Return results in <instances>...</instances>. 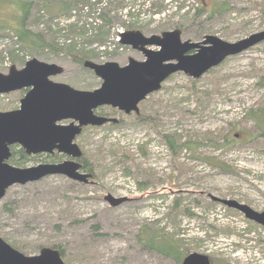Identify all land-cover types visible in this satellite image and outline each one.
Masks as SVG:
<instances>
[{"label": "rangeland", "instance_id": "obj_1", "mask_svg": "<svg viewBox=\"0 0 264 264\" xmlns=\"http://www.w3.org/2000/svg\"><path fill=\"white\" fill-rule=\"evenodd\" d=\"M100 1L96 14H89L94 0L57 14L52 0H0V24L7 23L0 29V72L38 58L64 67L52 77L55 81L93 90L102 79L72 56L73 45L89 55L85 60L126 65L130 57L144 59L120 42L127 30L151 35L179 28L183 41L195 42L208 34L235 42L264 30V0ZM15 2H32L27 28L43 32L61 49L17 41ZM99 9L109 18L106 25L91 16ZM129 12L133 15L126 16ZM90 21L97 32L98 27L105 31L102 38H95L96 31L86 25ZM132 21L136 27H128ZM87 27L89 32L77 33ZM26 92L0 94V110L19 108ZM139 108L130 114L110 106L98 109L119 121L88 126L76 138L83 150L79 161L86 159L93 169L88 182L49 175L10 187L0 200V236L27 255L59 245L66 264H182L191 252L207 254L212 264H264V226L212 199H236L264 210V136L244 118L251 108L264 111V41L199 78L174 73ZM225 134L235 138L233 146L223 144ZM166 135L177 146L191 141L200 147L174 152ZM49 161L35 158L16 165L9 160L21 167ZM108 194L126 200L112 206ZM176 200L192 215L174 211ZM145 230L175 235L184 246L181 260L141 241Z\"/></svg>", "mask_w": 264, "mask_h": 264}, {"label": "water", "instance_id": "obj_2", "mask_svg": "<svg viewBox=\"0 0 264 264\" xmlns=\"http://www.w3.org/2000/svg\"><path fill=\"white\" fill-rule=\"evenodd\" d=\"M120 42L145 54L144 60L130 57L126 65L115 61L97 63L85 60L84 66L102 79L93 90L77 89L52 77L64 72V67L38 58L28 60L22 68L12 65L8 73L0 72V94L28 89L18 109L0 110V200L16 184L36 182L49 175H64L80 182H88L91 173L82 171L79 161L83 150L75 141L85 126L117 123L115 117L98 114L101 106H112L126 113H139V103L150 93L162 88L172 74L184 72L199 78L218 66L227 57L240 54L264 41V30L247 38L229 42L208 34L202 41H183L176 28L162 34L146 35L140 30L120 34ZM159 46L151 50L147 46ZM194 50L193 53H189ZM70 120L68 124L62 121ZM20 145L28 154L58 153L67 159L61 162H41L21 167L9 162L11 146ZM105 199L118 206L126 198L108 194ZM213 200L242 212L244 216L264 226V210L257 211L236 199ZM0 264H66L61 251L43 247L39 254L27 255L0 236ZM182 264H212L207 254L191 252Z\"/></svg>", "mask_w": 264, "mask_h": 264}, {"label": "trees", "instance_id": "obj_3", "mask_svg": "<svg viewBox=\"0 0 264 264\" xmlns=\"http://www.w3.org/2000/svg\"><path fill=\"white\" fill-rule=\"evenodd\" d=\"M53 3L51 4L50 8L51 10H53L54 13H57V14H61V13H66L67 11L69 10H72L73 7L78 3V2H81L83 4L84 7H86V5L91 2L92 0H52ZM97 0H94V3H93V10H91V12L89 14H96L94 12H96V6L101 2L100 0H98L99 2H96ZM15 4H18V8L20 10V13H19V19H18V23L17 25H15L16 27L14 28V35L17 39V41H19L21 44L25 45V46H28V47H34V48H39L41 46H47L49 47L50 49L52 50H56L58 51L59 49H61L60 47H57L56 46V43L55 42H49L46 37H45V34L41 31H33L29 28H27V25H26V20L28 18V15L30 13V10L32 8V2H15ZM47 4V2H46ZM203 9H201L200 7L197 9V13L201 14ZM98 11L99 14L96 16V15H91L94 17L95 21L97 20H101V22H103L102 24L103 25H106L107 22L109 21V18L106 16V14L104 12H101V9H99ZM263 13H264V8H263ZM133 13L132 12H129L126 16H132ZM137 19V18H136ZM135 22L136 21H132L131 23L134 24L133 26L129 25L128 27H136L135 26ZM87 26H90L91 25V29L92 30H97V27L94 23V21H90V22H87L86 24ZM7 26V23L5 24H0V29L4 28ZM78 27L77 25L76 26H73L71 28L74 29ZM81 29V27H79ZM99 28V31L95 32V38H102L100 37L102 34L105 35V31H101L100 27ZM90 30V27H87L86 29H83L80 30V31H77L78 34H83L84 32H89ZM71 46V45H70ZM71 50L72 48L75 50V51H72V56L78 60V61H81L85 62V59L87 57H89V55H86L80 51H77L78 49L76 48V45H73L70 47ZM98 113L100 114H103L106 112L104 111H98ZM246 120L248 119L249 121H253L254 124L261 130V134L264 136V111H258L254 108H251L248 110V113L247 115L244 117ZM248 121V122H249ZM233 130V127H230V132H232ZM166 138H167V143L168 145L170 146L171 150H173L174 152H177L178 151V148L180 147V149H184L186 147L192 149L193 151H197L200 147V144L197 143V142H191V141H187L185 143H181L180 146H177L176 145V140L173 136L171 135H166ZM223 144H226L227 146L229 145H232L233 146V142L236 141L235 138H229V135L228 134H225L224 137H223ZM216 145H219L221 144L218 140L216 141L215 143ZM13 151V155L11 156L10 158V161H12L13 163H15L16 165H23L25 163H28L30 160L33 159V157H31L30 155H27L22 149H19L18 147H13L12 149ZM50 160L51 161H57V158H61V155H55V156H49ZM83 163V170L85 172H89V173H93V169L92 167H90L88 165V163L86 162V159H83L81 161ZM140 186H143V184L140 183ZM144 187V186H143ZM182 205L180 203V201L176 200L174 205H173V209L174 211H179L181 206ZM181 210L184 212V213H188L190 215H192L191 212L188 211V209H184L181 208ZM144 235L143 237L141 238V241L145 242L146 245H150V246H154V247H157L160 249V251H162L164 254L168 255V256H172L177 262H179L182 258V254H183V249H184V246L182 245V242L181 240L177 239L175 237V235L173 234H166L164 235L163 232L161 233H158V232H155V233H151L150 231H143ZM160 241V242H158ZM13 246H15L16 248L18 249H21L22 246H18L16 244H12ZM54 247H58L61 251V254L63 257H65V251L64 249L59 246V245H56L54 244Z\"/></svg>", "mask_w": 264, "mask_h": 264}, {"label": "flooded vegetation", "instance_id": "obj_4", "mask_svg": "<svg viewBox=\"0 0 264 264\" xmlns=\"http://www.w3.org/2000/svg\"><path fill=\"white\" fill-rule=\"evenodd\" d=\"M163 32H161L160 34H162ZM182 36V35H181ZM124 45H127V44H124ZM131 46V45H130ZM132 48H133V46H131ZM147 48H149V49H151V50H158L160 47L159 46H155V45H151V46H147ZM134 50H137L138 52H140V53H143V51H141V50H139V49H137V48H133ZM194 52V50H192V51H190L189 53H193ZM144 54V53H143ZM145 54H144V59H145ZM143 59V60H144ZM173 75V74H172ZM23 90V89H22ZM28 90V89H27ZM18 91V90H17ZM14 92V91H13ZM11 93V92H10ZM154 93V92H153ZM5 94V93H4ZM151 94V93H150ZM149 94V95H150ZM148 97V96H147ZM146 97V98H147ZM143 101V100H142ZM140 104V103H139ZM105 106H108V105H105ZM105 106H101V107H99L98 109H102L103 107H105ZM110 107H112V106H110ZM112 108H114V109H118V108H115V107H112ZM18 109V108H17ZM98 109H96V112L98 113ZM120 110V109H119ZM120 111H122V110H120ZM124 112V111H123ZM124 113H126V112H124ZM131 113H133V112H131ZM136 113V112H135ZM98 114H100V113H98ZM126 114H130V113H126ZM103 115V114H102ZM107 116V115H106ZM66 121H69L70 122V120H66ZM63 122V121H62ZM68 122V123H69ZM68 123H64V124H68ZM86 127H88V126H85L84 128H83V130L86 128ZM83 132V131H82ZM79 136V135H78ZM77 136V137H78ZM76 137V138H77ZM75 141H76V139H75ZM13 147H18L19 149H22L25 153H26V151H25V149L23 148V147H21L20 145H13V146H11V151H12V149H13ZM27 155H30L31 157H33V159H35V158H37V159H39V158H48L49 160H50V158H49V156H55V155H61L62 156V158H64V157H67L65 154H62V153H58L57 151L55 152V153H36V154H28V153H26ZM12 155H13V151H12ZM69 158V157H68ZM10 160V159H9ZM61 161H63V159H61V160H59V159H57V161H51V162H61ZM50 162V161H49ZM83 164V163H82ZM238 211V210H237Z\"/></svg>", "mask_w": 264, "mask_h": 264}]
</instances>
